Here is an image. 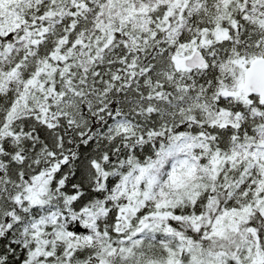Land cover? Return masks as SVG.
I'll list each match as a JSON object with an SVG mask.
<instances>
[{"label":"snow or ice","instance_id":"obj_1","mask_svg":"<svg viewBox=\"0 0 264 264\" xmlns=\"http://www.w3.org/2000/svg\"><path fill=\"white\" fill-rule=\"evenodd\" d=\"M0 264H264V0H0Z\"/></svg>","mask_w":264,"mask_h":264}]
</instances>
